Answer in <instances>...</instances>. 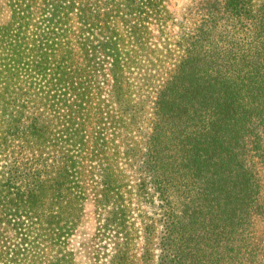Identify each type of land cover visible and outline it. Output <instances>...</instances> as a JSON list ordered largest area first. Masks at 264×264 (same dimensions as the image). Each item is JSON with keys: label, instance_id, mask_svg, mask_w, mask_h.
<instances>
[{"label": "trees", "instance_id": "1", "mask_svg": "<svg viewBox=\"0 0 264 264\" xmlns=\"http://www.w3.org/2000/svg\"><path fill=\"white\" fill-rule=\"evenodd\" d=\"M164 2L4 0L0 264H264V0Z\"/></svg>", "mask_w": 264, "mask_h": 264}, {"label": "rangeland", "instance_id": "2", "mask_svg": "<svg viewBox=\"0 0 264 264\" xmlns=\"http://www.w3.org/2000/svg\"><path fill=\"white\" fill-rule=\"evenodd\" d=\"M166 5V15L167 22L170 26V30L174 33L177 30V26L172 24L176 21H182L184 19L191 18L192 21L197 22L203 12L204 2L203 0H165ZM8 15L7 8L5 6L4 0H0V20L6 18ZM169 26V27H170ZM154 41H156L159 46H164L161 44L163 38L159 36V32H154ZM173 48V45L169 46ZM104 218V211L95 205L94 200L90 196L85 201L84 216L82 222L77 228L75 234L70 239V247L77 251L76 259L79 262H88V253L86 248L83 247L82 243L92 244L94 241L97 242L93 237L97 232V228L102 224V219ZM139 226L140 222H136ZM260 226V225H259Z\"/></svg>", "mask_w": 264, "mask_h": 264}]
</instances>
